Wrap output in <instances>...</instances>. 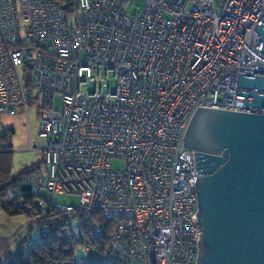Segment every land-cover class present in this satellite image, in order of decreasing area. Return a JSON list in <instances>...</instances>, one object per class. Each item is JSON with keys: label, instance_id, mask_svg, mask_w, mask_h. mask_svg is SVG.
<instances>
[{"label": "built area", "instance_id": "2783aa9c", "mask_svg": "<svg viewBox=\"0 0 264 264\" xmlns=\"http://www.w3.org/2000/svg\"><path fill=\"white\" fill-rule=\"evenodd\" d=\"M66 1L0 0V115L21 110L29 121L37 98L47 139L30 145L45 164L21 187L35 197L30 224L55 235L47 207L78 194L79 207H54L77 215L61 233L80 242L86 264L81 227L100 239L104 220L126 264H196L199 175L185 133L199 107L256 112L237 91H247L240 75L264 78V0H145L140 13L133 0Z\"/></svg>", "mask_w": 264, "mask_h": 264}, {"label": "water", "instance_id": "95a60500", "mask_svg": "<svg viewBox=\"0 0 264 264\" xmlns=\"http://www.w3.org/2000/svg\"><path fill=\"white\" fill-rule=\"evenodd\" d=\"M238 87L256 112L199 107L184 137L199 175L196 264H264V78L240 75Z\"/></svg>", "mask_w": 264, "mask_h": 264}, {"label": "trees", "instance_id": "16d2710c", "mask_svg": "<svg viewBox=\"0 0 264 264\" xmlns=\"http://www.w3.org/2000/svg\"><path fill=\"white\" fill-rule=\"evenodd\" d=\"M63 4H68L66 0H60ZM70 2L69 8L72 6ZM27 85L32 88V78L28 77ZM10 131H7L4 136L0 137V208L4 211L11 210L12 214L26 213L25 206H30L34 202L35 197L33 195L22 193L21 187L25 181L30 178L34 173L40 171L44 167V160L42 163L32 164L27 166L19 173H14L12 170V143ZM43 165V166H42ZM23 183V185H22ZM11 192L15 193L14 197H9ZM21 203H24L22 206ZM47 219L44 222L51 224H58V232L55 235H46L37 246L25 253L22 250H18L17 253L12 256L6 263L0 264H51L52 262H65L72 261L75 257V250L79 246V243L71 244L68 238L61 233L64 228H69L74 231V226L70 224L72 217L77 215L72 213H64L59 211L54 206L47 207ZM28 221L30 223V218ZM96 220H102L100 216L96 217ZM41 222V221H40ZM42 223V222H41ZM104 234L100 239L96 238L92 229L88 225L81 227L84 243L90 249H96L101 256L105 252H110L116 256L115 264H126L118 254L111 248L108 235L113 228L112 222L103 221ZM32 228V227H31ZM27 241V239H26ZM1 259V257H0ZM109 261V260H108ZM101 264V259H100Z\"/></svg>", "mask_w": 264, "mask_h": 264}, {"label": "rangeland", "instance_id": "374dc122", "mask_svg": "<svg viewBox=\"0 0 264 264\" xmlns=\"http://www.w3.org/2000/svg\"><path fill=\"white\" fill-rule=\"evenodd\" d=\"M144 6L145 0H133L130 11L132 12L133 9L136 8V11L140 13ZM38 106L39 100L37 98L31 101L29 121L25 113L21 110H17L15 115H0V137L4 136L7 131H10V133L12 131L11 151L12 170L14 173H19L27 166L42 163L44 160V154L40 150H30V145L36 146L37 149H45L47 146V139L41 138L38 134ZM55 106L60 107V102L56 101ZM10 133L8 135H10ZM29 133L31 135H29ZM110 164L113 170H121L124 165L121 159L116 158L111 159ZM41 196L46 200H50L52 198L51 194L45 190L41 191ZM52 202L54 206H72L77 208L80 205V197L78 194H56L53 197ZM21 215L22 216L19 217H6L2 213L1 217L7 221V224L4 225L5 221L2 220L0 222V231L5 232L6 236L10 238V244L14 243L12 249L20 247L25 253H27L44 240L45 236L39 229L32 227L28 221L27 217H29V215L27 213H23ZM75 235L77 237V234ZM75 257L80 264H86V255L82 248H76ZM115 258L116 256L110 252H105L101 256V254L94 248L91 249L87 255L88 264H100V259L101 264H115Z\"/></svg>", "mask_w": 264, "mask_h": 264}, {"label": "crops", "instance_id": "0c3cea01", "mask_svg": "<svg viewBox=\"0 0 264 264\" xmlns=\"http://www.w3.org/2000/svg\"><path fill=\"white\" fill-rule=\"evenodd\" d=\"M2 213L7 217H19L22 216L20 212L16 213V214H12L11 210H2L0 208V222L4 219H2L1 215ZM7 224V221H5V224ZM11 240L10 238H8V236H6L5 232L0 231V257H1V262L2 263H6L12 256H14L18 250H22L20 247H16V249H12V247L14 246L13 244H10ZM3 251V252H2ZM23 251V250H22ZM2 252V254H1Z\"/></svg>", "mask_w": 264, "mask_h": 264}]
</instances>
